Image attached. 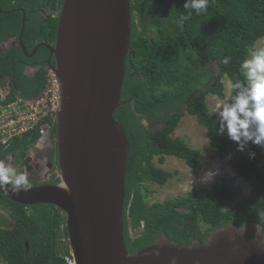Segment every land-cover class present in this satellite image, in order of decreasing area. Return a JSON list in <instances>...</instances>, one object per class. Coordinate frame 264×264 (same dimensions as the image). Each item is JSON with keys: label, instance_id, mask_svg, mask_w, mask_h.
Returning a JSON list of instances; mask_svg holds the SVG:
<instances>
[{"label": "trees", "instance_id": "obj_1", "mask_svg": "<svg viewBox=\"0 0 264 264\" xmlns=\"http://www.w3.org/2000/svg\"><path fill=\"white\" fill-rule=\"evenodd\" d=\"M62 2L0 0V40L19 36L21 9H25L22 44L26 51L31 52L40 42L53 43L56 13H60ZM184 3L130 0L131 48L121 92L124 102L114 112L130 145L123 209L125 243L130 253L154 243L162 232L181 243L194 239L206 242L212 230L229 223H261L259 214L264 213V149L251 143L231 161L237 174L251 184L248 196L236 201L237 191L222 182L162 201L149 200L152 190L148 182L165 185L177 174L157 165L156 156L163 163L166 155H174L192 168L200 162L201 151L173 135L186 113L207 129L210 145L220 156L236 148L226 134H218L219 116L206 98L210 93L225 98V77L231 85L245 80L241 63L264 37V0H208L207 9L199 14L185 9ZM43 53L48 50L40 46L39 56ZM224 57H231L227 65L221 62ZM33 60L20 45L2 51L0 75L4 81L10 76L27 95H38L45 86L47 72L42 67L32 76L26 74V65ZM215 61L216 72L212 67ZM235 94L231 88L228 102ZM14 96L11 92L7 100ZM52 128L55 135V122ZM40 137L33 130L14 138L7 149L0 147V153L17 152L24 157ZM249 150L255 151L254 159L248 157ZM0 209H9L15 220L13 228H0V256L5 264H68L64 255L71 256L69 243L60 246L59 241V226L65 221L60 208L48 203L24 205L0 192ZM4 220L0 211V224ZM131 229L140 230L132 235ZM62 234L68 237L67 227Z\"/></svg>", "mask_w": 264, "mask_h": 264}, {"label": "water", "instance_id": "obj_2", "mask_svg": "<svg viewBox=\"0 0 264 264\" xmlns=\"http://www.w3.org/2000/svg\"><path fill=\"white\" fill-rule=\"evenodd\" d=\"M19 36L0 41V52L22 46L33 56L47 47L48 61L60 82L56 111L59 180L27 190L0 187L7 198L24 205L48 203L66 215L68 243L75 264H264V233L258 222L229 223L206 242L181 243L162 232L157 240L130 253L125 243L123 209L130 145L123 124L114 118L121 100L127 55L131 48L130 0H63L53 45L40 42L31 53ZM14 95L36 101L13 84ZM12 89L0 75V97ZM261 227H263L261 225Z\"/></svg>", "mask_w": 264, "mask_h": 264}, {"label": "clouds", "instance_id": "obj_3", "mask_svg": "<svg viewBox=\"0 0 264 264\" xmlns=\"http://www.w3.org/2000/svg\"><path fill=\"white\" fill-rule=\"evenodd\" d=\"M207 5L208 0H185L183 7L185 9H194L196 14H199L207 9ZM189 15H191V12H189ZM230 59L231 57H224L221 62L227 65ZM47 67L50 66L46 65L45 70ZM240 67L245 75V80L243 82L237 80L231 85V88L236 90L231 102L217 106L220 108L219 114L215 112L219 116L217 132L220 135L226 134L229 140L236 145L234 150H237V152L244 151L246 147L248 149L250 143L264 149V47L252 50L249 58L244 59ZM237 152H234V155ZM255 156V151H248L250 159H254ZM225 159H231V153ZM58 174L60 175V172ZM217 174H219L218 168L215 170L207 169L205 171V179L210 180ZM59 175L56 178H59ZM217 178L223 181L226 177L219 175ZM6 185H10L14 191L27 190L31 187L25 172L17 174V170L9 163L0 160V187ZM259 215L261 223L257 225V233L261 234L264 233V227H261V225H264V213ZM140 229H131V234L134 230H136L134 232L138 233ZM172 264H176L175 258L172 259Z\"/></svg>", "mask_w": 264, "mask_h": 264}, {"label": "rangeland", "instance_id": "obj_4", "mask_svg": "<svg viewBox=\"0 0 264 264\" xmlns=\"http://www.w3.org/2000/svg\"><path fill=\"white\" fill-rule=\"evenodd\" d=\"M264 47V37L260 38L255 45L251 48L250 52L256 48ZM249 58V57H248ZM213 70L217 71V61L212 64ZM225 98H220L216 94H208L207 102L213 112L219 114L220 108L218 105L227 103L231 93V82L228 77L224 78ZM216 113V114H217ZM160 125V124H157ZM174 136H180L186 142L201 151L200 162L196 167H190L186 162L174 155H166L163 163H160L158 156L154 158L157 165L162 166L167 170L177 171V174L171 178L165 185H160L154 182H148L147 186L152 190L149 196L151 202L162 201L166 197H175L177 195H186L192 189L206 188L210 189L215 183L225 182L228 186L237 191L236 201L240 197L248 196L251 192V184L249 181L240 177L231 165V159H225L229 153L237 152V150L229 151L222 157L219 155L218 150L210 145V140L207 134V129L198 123L195 116L186 113L180 120L176 127ZM39 142V141H37ZM32 145V152L36 153V145ZM247 147L244 151H246ZM219 169V174L215 175L212 179H205V171L207 169ZM230 170V171H229ZM234 173V174H233ZM224 175L223 181L217 176ZM236 201L231 202L234 204ZM133 235L137 234L132 232ZM65 243H60L63 246Z\"/></svg>", "mask_w": 264, "mask_h": 264}, {"label": "built area", "instance_id": "obj_5", "mask_svg": "<svg viewBox=\"0 0 264 264\" xmlns=\"http://www.w3.org/2000/svg\"><path fill=\"white\" fill-rule=\"evenodd\" d=\"M45 86L36 101L14 96L11 100H0V147L7 149L11 141L21 135L38 131L43 137L49 131L60 109V82L51 67H47ZM234 153H231V160ZM59 175V174H57ZM62 216H66L61 211ZM60 243L68 242V237L62 234L66 222L60 223ZM136 231V230H134ZM68 264H75L71 256L64 255Z\"/></svg>", "mask_w": 264, "mask_h": 264}, {"label": "flooded vegetation", "instance_id": "obj_6", "mask_svg": "<svg viewBox=\"0 0 264 264\" xmlns=\"http://www.w3.org/2000/svg\"><path fill=\"white\" fill-rule=\"evenodd\" d=\"M59 14L60 13H56V15H59ZM8 37H6L4 40H6ZM48 44L53 45L54 42L48 43ZM45 48L48 50V53H43L41 56H39L38 50H37L33 56H28V58H30L31 60L36 59V58L37 59L33 60V62H29V64L26 65V70H25L26 74L32 76L35 72L40 70L42 67L45 69L48 61H51V62L55 61V55L54 54L51 55L50 50L47 47ZM31 52H28V53H31ZM13 84L14 83L12 82L11 92L14 91ZM55 130H56V127H55ZM38 141L39 142H37V145H36L37 152L33 153L31 150L32 148L31 146L28 149V152L24 157H20L17 152H11L8 154L0 153V160H4L7 163H9L14 169L17 170V174H19V172H25L27 174L31 187L52 183L50 181L58 177L57 174L60 172L59 162H58L57 130H56V134L54 135V130L53 128H51ZM0 211L3 214L4 219H5L0 224V228H7V229L13 228L15 226V220L11 216L10 210L0 209ZM0 264H5V261L3 260L1 256H0Z\"/></svg>", "mask_w": 264, "mask_h": 264}, {"label": "bare ground", "instance_id": "obj_7", "mask_svg": "<svg viewBox=\"0 0 264 264\" xmlns=\"http://www.w3.org/2000/svg\"><path fill=\"white\" fill-rule=\"evenodd\" d=\"M12 92H13V91H12ZM8 96H10V94H9ZM8 96H7V98H8ZM7 98H6L5 100H7ZM5 100H2V101H5Z\"/></svg>", "mask_w": 264, "mask_h": 264}]
</instances>
